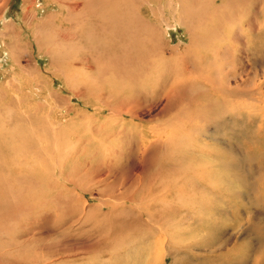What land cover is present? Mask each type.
<instances>
[{"label":"rangeland","instance_id":"1","mask_svg":"<svg viewBox=\"0 0 264 264\" xmlns=\"http://www.w3.org/2000/svg\"><path fill=\"white\" fill-rule=\"evenodd\" d=\"M61 1L0 0V264H264V0Z\"/></svg>","mask_w":264,"mask_h":264},{"label":"bare ground","instance_id":"2","mask_svg":"<svg viewBox=\"0 0 264 264\" xmlns=\"http://www.w3.org/2000/svg\"><path fill=\"white\" fill-rule=\"evenodd\" d=\"M65 1L66 0H64V2H62V3H65ZM77 1V0H76ZM89 0H87V2H88ZM92 1V0H91ZM60 2V3H61ZM97 3H99L98 1H96ZM180 2H181V0H180ZM68 3V5H69V7H70V9H71V11L73 12V11H75V12H73V14L74 13H77L78 12V14H81V11H82V13H84V8H85V4H84V1H83V3H81V5L80 4H78V3H73L72 1H70V2H67ZM102 4V3H101ZM89 5V4H88ZM78 6H79V8H78ZM102 6H103V4H102ZM63 8V7H62ZM88 8V7H87ZM219 7H217L216 9H218ZM82 9V10H81ZM67 10H68V8H67ZM77 11V12H76ZM103 11V10H102ZM70 12V11H69ZM80 12V13H79ZM101 13V12H100ZM60 14V13H59ZM77 14V15H78ZM138 14H139V12H138ZM96 15V14H95ZM177 15V14H176ZM142 16V15H141ZM196 15H191V17L192 18H195L194 20H191L190 22H193V23H190L191 25L192 24H194L195 23V21L197 20V17H195ZM100 17H101V15H100ZM143 18H141L140 20H139V23H143L144 25H147V29H149V28H153V25H150V24H148V22H151L150 20H147V19H145V17L144 16H142ZM107 18V17H106ZM136 18V17H135ZM123 19V18H122ZM71 20V19H70ZM111 20V19H110ZM128 20V19H127ZM118 21V20H117ZM134 21H136V20H134ZM103 22V21H102ZM158 22V21H157ZM197 22V21H196ZM107 23V22H106ZM198 23V22H197ZM98 24H100V23H98ZM110 24V23H109ZM112 24V23H111ZM152 24V23H151ZM162 24V23H161ZM105 25V24H104ZM112 26L113 25H111V28H112ZM118 27V24L116 23L115 25H114V28H112L111 30H113V33L114 34H116L117 32V30L115 29V28H117ZM143 27V26H142ZM106 28V27H105ZM165 29V28H164ZM112 33V32H111ZM193 37V39L195 38V37H198V35H192ZM214 52H217V53H219V50H214ZM224 71V70H223ZM224 73V72H223ZM222 81V80H221ZM185 120L186 121H188L189 119H187V118H185ZM8 122H10V121H8ZM151 204V203H150ZM162 259H163V256L161 257V262H162ZM159 262V261H158Z\"/></svg>","mask_w":264,"mask_h":264}]
</instances>
